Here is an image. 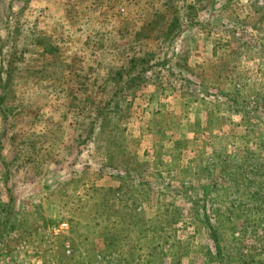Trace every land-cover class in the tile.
<instances>
[{"label":"rangeland","instance_id":"rangeland-1","mask_svg":"<svg viewBox=\"0 0 264 264\" xmlns=\"http://www.w3.org/2000/svg\"><path fill=\"white\" fill-rule=\"evenodd\" d=\"M0 264H264V0H0Z\"/></svg>","mask_w":264,"mask_h":264}]
</instances>
